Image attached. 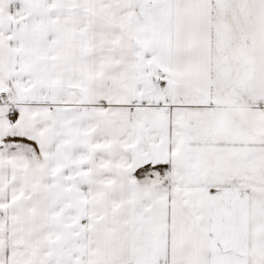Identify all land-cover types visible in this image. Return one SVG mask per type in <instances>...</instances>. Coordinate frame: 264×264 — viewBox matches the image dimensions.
<instances>
[{
	"label": "snow or ice",
	"instance_id": "obj_1",
	"mask_svg": "<svg viewBox=\"0 0 264 264\" xmlns=\"http://www.w3.org/2000/svg\"><path fill=\"white\" fill-rule=\"evenodd\" d=\"M0 264H264V0H0Z\"/></svg>",
	"mask_w": 264,
	"mask_h": 264
}]
</instances>
